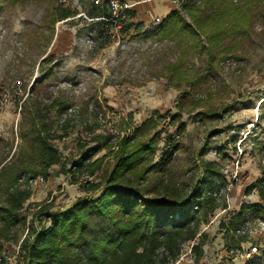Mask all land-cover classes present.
I'll use <instances>...</instances> for the list:
<instances>
[{"label": "rangeland", "instance_id": "obj_1", "mask_svg": "<svg viewBox=\"0 0 264 264\" xmlns=\"http://www.w3.org/2000/svg\"><path fill=\"white\" fill-rule=\"evenodd\" d=\"M168 1L170 13L177 7ZM65 2L73 15L55 23L49 43L45 0L0 1V167L16 171L32 162L31 172L16 181L31 194L12 228L13 240L0 241V264H24L22 240L49 224L43 219L32 222L38 205L65 210L80 198L96 197L83 190L85 183L110 173L120 141L134 139L136 129L150 117L158 119L159 137L146 165L160 163L162 152L169 158L162 169L147 173L143 189L168 184L186 192L196 186L203 191L210 182L207 192L219 203L209 217L199 218V264H245L241 255L253 248L254 259L264 264V200L258 193L259 187L264 192V4L248 38L227 42L224 56L212 66L190 56L186 63L198 80L176 87L164 69L179 58L178 43L147 36L144 31L151 23L128 31L122 23L116 30L93 15L98 7L90 0ZM56 101L67 109L61 111ZM35 107L39 119L31 113ZM177 114L180 120L170 122ZM179 123L185 126L182 133L177 132ZM96 135L108 137L92 157H103L102 168L91 177L79 174L73 182L66 171H74L75 161L98 143L91 141ZM37 136L47 137L59 156L46 175L40 172ZM36 176L44 181L34 184ZM249 185L259 187L245 194ZM155 195L154 190L147 196ZM241 206V231H227L221 223Z\"/></svg>", "mask_w": 264, "mask_h": 264}, {"label": "trees", "instance_id": "obj_2", "mask_svg": "<svg viewBox=\"0 0 264 264\" xmlns=\"http://www.w3.org/2000/svg\"><path fill=\"white\" fill-rule=\"evenodd\" d=\"M45 1L50 6L49 9L46 7L50 43L55 23L71 17L73 11L59 0ZM262 4L264 0H186L181 9L172 10L159 27H149L144 33L178 43L179 58L166 64L164 72L173 86L177 87L181 82L192 85L198 78L190 73L186 60L190 56L201 57L212 66V62L224 56L227 42L250 36L252 21ZM95 7L99 9H95L97 13L93 15L104 20L110 18L111 12L106 7ZM183 13L189 16L190 23L184 22ZM133 17L134 13L129 10L122 22L124 30L133 27L141 30L143 25L132 22ZM100 23L104 24V21ZM56 104L61 111L67 109L64 102L56 101ZM31 113L35 119L41 117L37 107ZM169 119L174 123L180 120V115ZM157 125L158 119L150 117L136 129L134 139L120 141L110 173L100 180L87 181L83 187L85 192L96 197L80 198L65 210L54 211L50 203L38 205L32 214V222L43 219L49 224L40 229H33L31 225L33 230L20 246L24 264H173L183 245L191 241L194 242L193 264H199L203 255L202 243H195L201 223L199 218L209 217L219 203L207 192L212 186L210 182L204 184L203 191L196 186L193 191L186 192L168 184L159 189H143L141 182L147 173L162 169L164 160L169 158L162 152L160 163L146 165L148 155L155 150L158 141ZM37 127L34 123L33 128ZM184 130L185 126L179 123L177 132ZM39 136L38 162L42 168L40 172L46 175L48 168L59 161V156L47 137ZM145 136L150 137L143 139ZM91 141L98 143L75 161L74 171H66L71 173L73 182L78 180L79 174L91 177L102 168L103 157L94 160L92 157L107 145L108 137L96 135ZM31 164L16 168V171L5 165L0 167V241L13 240L12 228L31 194L27 189H19L16 181L21 174L31 172ZM258 187L249 185L245 194ZM149 190H155L157 196H147L148 192L152 193ZM258 193L264 200L260 187ZM244 209L241 206L237 214L221 226L227 231L236 230L244 220ZM245 264L260 262L253 257Z\"/></svg>", "mask_w": 264, "mask_h": 264}, {"label": "built area", "instance_id": "obj_3", "mask_svg": "<svg viewBox=\"0 0 264 264\" xmlns=\"http://www.w3.org/2000/svg\"><path fill=\"white\" fill-rule=\"evenodd\" d=\"M93 5L100 6V7H106L110 12L111 16L108 19H105L107 22H111L114 25V28L116 30L120 29V25L122 22L127 18V12L129 11L130 5L122 0H90ZM60 3L63 4V6L66 5L65 0H59ZM171 2L176 5L177 9H181L182 5L186 2V0H171ZM162 19L160 17H154L151 20L152 27H159L162 23ZM44 181L43 176H36L33 179L34 184H41ZM241 230L236 229L234 232L238 234ZM264 241V237L262 238ZM194 245V242H187L183 245L181 252L175 262L173 264L182 263L188 259H190L193 256L192 247ZM255 248L252 249V251L244 252L242 258L245 259V261L253 258L254 254L253 251Z\"/></svg>", "mask_w": 264, "mask_h": 264}, {"label": "crops", "instance_id": "obj_4", "mask_svg": "<svg viewBox=\"0 0 264 264\" xmlns=\"http://www.w3.org/2000/svg\"><path fill=\"white\" fill-rule=\"evenodd\" d=\"M122 1L128 3L130 5L129 10L134 13L132 22L141 23L146 27L151 23V20L154 17H164L166 14L169 13V9H170V4L168 0H122ZM67 36L68 35L65 36L66 42H68L69 39ZM188 260L191 261V258ZM186 261L177 264H193V261L191 262H186Z\"/></svg>", "mask_w": 264, "mask_h": 264}]
</instances>
